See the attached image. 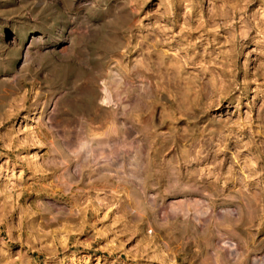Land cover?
Listing matches in <instances>:
<instances>
[{
  "label": "rangeland",
  "instance_id": "1",
  "mask_svg": "<svg viewBox=\"0 0 264 264\" xmlns=\"http://www.w3.org/2000/svg\"><path fill=\"white\" fill-rule=\"evenodd\" d=\"M262 165L264 0H0V264H264Z\"/></svg>",
  "mask_w": 264,
  "mask_h": 264
},
{
  "label": "bare ground",
  "instance_id": "2",
  "mask_svg": "<svg viewBox=\"0 0 264 264\" xmlns=\"http://www.w3.org/2000/svg\"><path fill=\"white\" fill-rule=\"evenodd\" d=\"M238 39H240V38H238ZM103 98L106 101H110L111 100V95L108 93V91L106 93H104ZM177 150H180L179 145H177ZM260 168H261V170H264V165H262ZM256 222L258 224V228L256 229L257 233L263 232V230H264V222H263L262 219H260L254 213H250V215L247 217V219L242 221V225L241 226L250 225V227H251V226H254L253 223H256ZM223 241H225V243H228V246H225V249H227L229 251H232V253H235L236 255L239 254V250H240L241 247H240V245L238 243L234 244L229 239H224ZM229 247H232L234 251L231 250Z\"/></svg>",
  "mask_w": 264,
  "mask_h": 264
}]
</instances>
